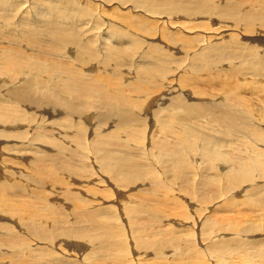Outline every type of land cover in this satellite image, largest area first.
<instances>
[{
	"label": "rangeland",
	"instance_id": "obj_1",
	"mask_svg": "<svg viewBox=\"0 0 264 264\" xmlns=\"http://www.w3.org/2000/svg\"><path fill=\"white\" fill-rule=\"evenodd\" d=\"M1 1L7 5L8 1L13 0ZM108 1L85 0L82 3L79 0H48V3H45L43 0H15L12 9H10L12 3H8L10 6L3 5L4 8L0 5V41L5 40L7 33L4 32L14 24L16 30H19L17 33L19 38L16 40L18 44L14 42V50L19 48L32 59V62L35 59V66L43 62L49 65V69L55 68L53 78L48 84L42 80L41 86L35 85V87L40 86L43 92L37 95L40 101L35 97V105L31 106V103L27 107L21 105L24 113L27 112L28 115V119L26 116L22 121H29L33 119V115L35 117L38 113L40 116L44 112V119L46 118L47 122L57 121L55 125L58 126L66 124L65 140L59 134L57 136L55 134L57 132L48 125L45 126L49 130L46 131L47 133L40 132L41 130L35 131L39 128L33 126L29 128L31 132L27 134L28 136L21 135L22 137L13 139L16 142L15 146L18 144L17 152L15 151L13 157L10 155L9 158L7 154V160L0 157L2 162L0 183H5L6 179L14 177L16 178V180L12 179L14 182L30 184L20 187L13 193L18 213L17 236L12 250L15 263L26 264L28 261L27 264H54L53 258H60L69 260L70 264H92V262L96 264H264L262 258L264 257V204L259 206L256 204L258 199L264 200V178L256 182L254 177L257 174L251 172L247 176L251 181L244 182L246 184L243 183L242 178L241 181L237 178L227 179L232 177L229 173L222 172L225 169L220 168V163L215 162L216 167L213 168L207 161L187 159L186 154L195 156L210 154V150H207L209 149L207 142L199 140L191 150L183 151L179 140L170 137V132L190 133L193 137L203 135L229 148H233L230 143L243 138L244 133L241 129L245 127L246 131L248 130L245 124L247 120L241 118L238 123L229 120L226 117L228 105L216 101V98L223 96L227 102L228 96L234 99L244 96L250 105L247 108H250L252 103L256 109L259 107L264 109V55L260 56V52L257 51L264 43V26L260 22L262 18L258 17V21L251 22L246 19L249 16L246 8L237 9L238 13L234 15V21L242 23L239 25L241 29L239 27L236 30L235 27L234 32L229 30L222 32L239 34L242 40L245 34L244 39L260 37L261 40L255 41L257 44L251 43L248 46L243 44L236 49L231 42L226 52L228 58L232 57L231 61L226 57L224 64L214 66L209 75H202L194 63V60H199L196 57L199 56L200 47L194 50L190 47L192 51L188 54L181 50L179 54L182 59L181 64L166 76L162 70V61H165V57L162 56L161 59L155 52H149L147 49L148 42L153 48H159L162 41L161 30L154 31L152 23H149L146 17L128 12L129 8L126 9L121 2ZM137 2L148 5L146 8L164 3H181L180 0H137ZM30 11L35 14L34 18L32 16L33 19L28 16ZM71 14H73L72 19L76 18L75 20L71 23L61 22L71 19L69 17ZM160 19L161 27H165V19ZM226 19L234 22L231 18ZM97 20L101 21L100 26L106 30L88 33L87 36L80 33L83 31V26L91 28ZM38 23L44 25L43 27L51 33L45 35L41 28L37 27ZM247 25L251 26L248 28ZM34 29L35 33H31ZM172 30L175 32L177 29ZM256 30H260L261 33L254 32ZM2 31H4L3 35ZM191 32L193 35L186 33L181 35L194 36V32ZM211 33L201 32L209 37L213 36V32ZM247 34L250 36L248 37ZM21 36L24 38L21 44L24 48L20 45ZM206 38L198 42L203 47L208 44L211 52L204 53L202 57H208L218 50V47L211 48L217 41L211 39L209 42ZM226 38L221 37V39ZM169 41L182 47L175 38ZM4 46L10 47L7 43ZM0 47L3 48L1 44ZM241 48H246L244 50L246 52L244 53ZM239 49L242 53H239ZM4 54L8 55V52L5 51ZM247 55L250 57L248 58ZM232 59H236L235 62ZM233 62H243L242 65L247 67L243 68L245 72L238 75L235 69L228 68L230 63L234 64ZM119 64L123 66L122 73H119ZM166 64L171 68L170 60ZM201 66L205 65L201 64ZM58 71L63 77L58 76ZM21 75L13 76L15 80H19L18 82L0 83L2 86L0 97L4 99H0L1 108L5 106V100L10 102L24 100L22 87L26 81L24 75ZM198 78L202 79L201 82L197 81ZM191 82L198 84L196 88L198 95L189 94L194 88L190 85H194ZM60 85L63 86L72 110L69 111L67 106H64L68 103L59 101L61 105L59 106L64 107V112L52 117L57 108L51 113H46L45 107L42 109L40 106L47 103V97L53 96V92L57 97L61 96ZM126 86H130L132 90L126 89ZM143 86L148 90L152 100L148 104L141 105L137 93ZM10 89L14 90L10 92ZM17 91L20 92V96ZM149 91L152 93L150 94ZM211 97L215 100H206ZM89 100H93V103L90 104ZM113 100L121 101L115 109L107 105L108 101ZM196 101L206 105L207 115L187 112L188 104H194ZM200 110L204 112L203 109ZM134 119L141 122V125H134ZM248 122L249 125L256 123L252 119ZM256 124L260 126L263 123L259 120ZM40 125L42 126L43 122ZM116 129L123 131L124 140L129 139L130 133L134 134L136 140H129L121 151L117 146H113L115 149L111 151L104 145L100 147L103 142L97 143V135ZM253 136L251 139L254 140L256 137ZM59 141L64 143L58 146ZM38 142L43 143V147L34 148L40 145ZM104 143L112 146L111 140H104ZM0 147H5L4 143L0 142ZM106 150L110 160L105 153ZM149 156L157 157L159 162H150ZM12 158L15 159L11 160ZM123 158L125 160L121 163ZM27 160L29 163L26 162ZM188 161L194 163L195 167L190 166ZM110 164L121 168L123 175H118L114 171L116 168L110 169ZM18 176L23 178L20 179ZM253 184L259 194L254 191L250 193L251 189L249 191L246 189ZM244 185L246 187L242 188ZM239 193L248 198L246 201L253 207L251 209L242 207L241 211L235 208L226 210L224 204H227L228 200L233 202L235 199L232 198ZM236 199L241 201L239 198ZM57 202L60 204L58 205ZM219 206L222 208L220 209ZM222 217L227 221L223 222ZM52 220H58L59 225L51 223ZM234 223L239 224V227L235 229L231 227ZM103 224L106 225L104 231L110 230L111 239L104 240L105 245L101 244L98 247L95 242L106 237V233L103 232L98 240H94V244L84 246V242ZM72 227L75 230L79 228L80 232L85 228L83 230L85 232H82V235L72 230ZM86 227L95 231L89 229L88 231ZM116 235L118 239H115ZM112 240L115 241L112 243ZM150 245L151 247H148ZM5 257L4 261H6ZM24 259L28 260L24 261Z\"/></svg>",
	"mask_w": 264,
	"mask_h": 264
},
{
	"label": "bare ground",
	"instance_id": "obj_2",
	"mask_svg": "<svg viewBox=\"0 0 264 264\" xmlns=\"http://www.w3.org/2000/svg\"><path fill=\"white\" fill-rule=\"evenodd\" d=\"M45 3H48V0H43ZM80 2H84L85 0H79ZM121 2L122 5H124V7L127 9L129 8L127 11H131L134 12L137 16H144L146 17V20L149 23H152V29L156 32L161 30L162 33V41L160 42V46L159 48H153L151 43H147V49L149 52H155L161 59L162 56L165 57V61H162V70L163 73H165L164 75L169 76L168 74L170 73V71H173V68L176 70V68L181 64L182 59L179 57V54L181 52V50H184L187 54L194 50L196 47H200L199 48V56L196 57V59L199 60H194V63H196V67H198L200 73L202 75H209L210 73H212V68L214 66H218L220 63L224 62V59H226V57L228 58V56H226V52L228 51V48L230 45V43L232 42L234 48L236 49V47L238 48L240 45H251V43L257 44L255 41H258V39L261 40L260 37H253L250 40L244 39L246 34L243 37V40L239 37V34L236 35V33H233L235 31V27L236 30H238V28L241 26H239L242 23H239L238 21H234V15L237 14L238 12L237 9L244 7L247 9V11L249 12V16L246 17L247 20L254 22L258 19V17L262 18V20L260 21L261 24L264 26V0H180L181 3L180 4H158V5H154V6H149L148 8H146L148 5H143L137 2V0H109L108 2ZM4 1L0 2V5L3 7V5H6L3 3ZM8 3H12V5L10 6ZM131 3V4H128ZM211 6H210V4ZM15 4V0L13 1H8L6 6H10V9H12V7ZM23 4V3H22ZM51 5V4H49ZM18 6V5H17ZM36 6V5H35ZM47 7V6H46ZM4 8V7H3ZM7 8V7H6ZM26 8V7H25ZM36 8V7H35ZM52 8V6H51ZM117 8H119L117 6ZM14 9V8H13ZM42 9V8H41ZM45 11L46 9L43 8ZM53 9V8H52ZM60 9V8H59ZM49 10V9H48ZM62 11H65L64 9L61 8ZM67 10V9H66ZM72 10V9H71ZM25 11V10H24ZM37 11V10H36ZM40 11V10H39ZM239 11V10H238ZM42 12V11H41ZM68 12V11H67ZM79 12V11H78ZM215 12L217 14H215ZM10 13V12H9ZM8 13V14H9ZM18 13V12H17ZM23 13V12H22ZM53 14V11L51 12ZM64 13V12H63ZM62 13V14H63ZM66 13V11H65ZM76 13V12H75ZM2 14V13H1ZM4 14V13H3ZM25 14V13H24ZM40 14V13H39ZM43 14V13H42ZM68 14H70L68 12ZM259 14V15H258ZM26 15V14H25ZM35 15L33 14V11H30V15H28L29 17L32 18V16ZM44 15V14H43ZM78 15V14H77ZM5 16V15H4ZM11 16V15H10ZM21 16V15H20ZM24 16V15H23ZM42 16V15H41ZM62 16V15H61ZM65 16V15H64ZM73 14H71L69 17L71 19H65L63 21H61L62 23H71L73 20H75L74 18L72 19ZM239 16V15H238ZM241 16V15H240ZM66 17L68 18V16L66 15ZM20 18V17H19ZM28 18V17H27ZM34 18V16H33ZM32 18V19H33ZM61 18V17H60ZM160 18H164V26L165 27H161V19ZM205 18V19H204ZM226 18H231L233 19L234 22H230L229 20H227ZM241 18V17H240ZM11 19V18H10ZM16 20H18V18H15ZM51 18H49L50 20ZM237 19V18H235ZM7 20V19H6ZM13 20V19H12ZM15 20V21H16ZM38 20V19H37ZM78 20H81V18H78ZM239 20V19H238ZM258 21V20H257ZM14 22V21H13ZM33 22V21H32ZM250 22V24H251ZM5 23V22H4ZM34 24L36 23L33 22ZM101 21L97 20L91 28H84L85 26H83L82 30L80 33L83 36H87L88 33H99L101 31L106 30V28L101 27L100 26ZM40 25V26H39ZM89 25V24H88ZM256 25V24H255ZM260 25V24H259ZM19 26V25H18ZM37 26V24H36ZM44 25H41L38 23L37 27H40L42 30V32L45 33V35H49L51 33L50 30H47L43 27ZM248 28L251 25H247ZM261 26V25H260ZM168 27V28H167ZM8 28V27H6ZM222 28V29H221ZM244 28V26L242 27ZM4 29V28H2ZM39 29V28H38ZM172 29H177L175 32ZM185 29H188L185 30ZM263 29V28H262ZM7 32L2 31V35L4 33H7V36L5 37V40L0 41V44L2 45L3 48L0 47V83L3 82L5 84H11V83H15L17 80H15L13 78V76L15 75H24V81L25 84L22 87V94L24 95V100L23 101H17V102H10L8 100H5V106L4 107H0V142L6 147H0V157L3 158H8L7 155H10L11 157L14 156L15 151L17 149V145L15 146V143L13 141V139L18 138V137H22L21 135L26 136L27 134L29 135V133L31 132L29 130L30 127L35 126L36 128L38 127L39 129L35 130L38 131L41 130L40 132L43 133H47L46 131L48 128H46L45 126L48 125V127H50L52 130L56 131L57 133H55L57 136L60 135V137H62V139L65 140V125L61 126V125H55L57 121H55V123H51V122H47L46 118L44 119V112L41 113V115L39 116L38 113L32 116L33 119L23 122L22 120L28 119V115L26 113H24L23 109L21 108V105L23 104V107H27L30 103L31 106L32 104L35 105V97H37L40 94L41 91V84H42V80L45 83H49L51 81V79L53 78V73L55 71V68L52 67V69H49V65L43 62H40L41 65L34 64V60L33 62L31 61L32 59L28 58V56H26L19 48L14 50V42L17 45L18 43H16V40L19 38L18 37V31L16 30V25H11L9 27V29H7ZM37 30V29H36ZM225 30H229V31H233V32H222ZM244 30V29H243ZM254 30V29H253ZM264 30V29H263ZM30 31V30H29ZM35 31V29L31 32L33 33ZM38 31V30H37ZM190 31V32H189ZM194 32V36H188V37H184L183 35H181V33H186L187 35H193L192 32ZM207 32L211 33L213 32V36H205V34H201V32ZM245 31V30H244ZM249 30H247L248 32ZM260 30H256L254 32H257ZM1 32V29H0ZM4 32V33H3ZM39 32V31H38ZM41 32V31H40ZM254 32H251L252 34ZM30 33V32H29ZM35 33V32H34ZM42 33V34H44ZM261 33V31H260ZM41 34V35H42ZM212 34V33H211ZM210 34V35H211ZM243 34V33H242ZM1 35V36H2ZM20 35V34H19ZM249 34H247L248 36ZM24 36V35H23ZM21 36V38L23 37ZM250 36V35H249ZM248 36V37H249ZM257 36V35H254ZM27 37V36H26ZM204 37H207L206 39L210 40L214 39L217 41V43L213 44L211 48L216 49L217 47V51L214 52L213 54H211L208 57H202V55L204 53H210V46L207 44L205 47H203V45L200 46L198 41H201ZM221 37H224L226 39H221ZM25 38V36H24ZM21 39V43L23 42V39ZM36 38V37H35ZM175 38L178 40V42L180 44H182V47L180 48L179 46H177V44H173L171 43L169 40ZM30 39V38H29ZM221 39V40H220ZM35 40V39H34ZM207 40V41H208ZM245 40V41H244ZM5 42V43H4ZM26 42V41H25ZM9 44L10 47L8 46H4V44ZM208 43V42H207ZM31 44V43H30ZM253 44V45H254ZM264 46V43H262ZM42 45V44H41ZM229 45V46H228ZM22 46V45H21ZM27 46V45H25ZM262 46V47H263ZM23 47V46H22ZM30 47V46H27ZM190 47H193L192 50L190 49ZM241 47V46H240ZM245 47V46H244ZM259 51V55L262 56L264 55V48H262ZM24 48V47H23ZM47 48V47H46ZM252 48V47H251ZM257 48V47H256ZM35 49V48H34ZM45 49V48H44ZM233 49V47H232ZM246 49V48H245ZM245 49H242L243 52ZM255 49V47H254ZM240 50V49H239ZM241 50L239 51V53L241 52ZM8 52L7 54H4V52ZM24 51V49H23ZM196 51V50H195ZM231 52V51H230ZM228 52V53H230ZM236 52V51H234ZM246 52V51H245ZM244 52V53H245ZM252 52V51H251ZM51 53V52H50ZM242 53V52H241ZM255 53V52H253ZM33 54V53H32ZM178 56H177V55ZM249 54V53H248ZM242 55V54H241ZM249 55H252V53H250ZM258 55V54H256ZM31 57V56H30ZM44 57V56H43ZM220 57V58H218ZM239 57V56H237ZM236 57V58H237ZM247 57L249 58L250 56L247 55ZM254 57V56H253ZM232 58V57H230ZM230 58H228L230 60ZM246 58V57H245ZM39 59V58H38ZM228 59L226 61H228ZM253 59V58H252ZM171 61V68H169V64H166L168 61ZM234 59H232L233 61ZM236 60V59H235ZM234 60V62H235ZM240 60V59H239ZM257 60V59H256ZM231 61V60H230ZM229 61V62H230ZM238 61V58L237 60ZM254 61V60H253ZM252 61V62H253ZM233 62V63H234ZM251 62V63H252ZM226 63V62H225ZM243 62L240 63H234V64H229L228 68L231 69H235L238 72V75H240V73L245 72L244 71V67L247 68L246 66L242 65ZM201 64H204L205 66H201ZM224 64V63H223ZM175 65V66H174ZM39 66V67H38ZM54 66V65H52ZM121 66V67H120ZM128 66H133V64H128ZM56 67V64H55ZM59 67V66H57ZM123 66L119 64V68H120V72H123ZM176 67V68H175ZM227 67V66H226ZM225 67V68H226ZM61 68V67H60ZM58 68V69H60ZM209 69L208 71L206 70ZM174 70V71H175ZM22 76V75H21ZM58 76L63 77V75L61 74V72L58 71ZM12 78L14 80H12ZM21 79V77H19ZM18 79V78H17ZM23 79V78H22ZM118 80H120L119 77H117ZM202 79L198 78L197 81L201 82ZM19 81V80H18ZM17 81V82H18ZM23 82V81H22ZM37 82V83H36ZM20 83V82H19ZM193 83V82H191ZM2 84V83H1ZM23 84V83H22ZM194 85L190 84L191 86H194L193 90L189 92V94H191L192 96L194 95H198V91H197V87L198 84L193 83ZM35 85H40L39 87H35ZM5 86V85H4ZM7 86V85H6ZM61 86V85H60ZM2 87V86H0ZM15 87V86H14ZM56 87V86H55ZM54 87V88H55ZM59 87V86H58ZM10 88V87H9ZM12 88V87H11ZM126 89L128 90H132L130 86H126ZM12 89H10L9 91L11 92ZM14 90V89H13ZM12 90V91H13ZM18 90V89H17ZM8 91V90H7ZM6 91V92H7ZM16 91V90H15ZM34 91V92H33ZM56 91V89H55ZM18 92V91H17ZM150 92V91H149ZM1 93V92H0ZM19 96H20V92ZM43 93V92H42ZM152 92H150L151 94ZM17 94V93H16ZM21 94V95H22ZM60 97H57L56 93L53 92V96L47 97V103L43 104L42 106L38 105L42 108L45 107L46 109V113H51L52 111H55V113H53V116H57L60 115L61 113L64 112V107H60L61 105L59 104V101L61 102H66L68 103L67 106L68 110H72V105L71 103L68 101L66 95H65V91L63 89V86H61L60 89ZM138 101L140 102L141 105L144 104H148L151 100L152 97H149L148 95V90H146V87L143 86L142 88L138 89ZM38 95V96H37ZM16 96V95H15ZM18 96V98H19ZM47 96V95H46ZM152 96V95H151ZM105 98H107L105 96ZM0 99L4 100L3 98L0 97ZM44 99V97L42 98ZM100 99V98H99ZM16 100V99H15ZM36 100V102H37ZM208 101H213L215 100V98H208L206 99ZM40 101V100H39ZM100 101V100H99ZM216 101L222 103V104H227L228 108L226 111V117L231 120L234 121L236 123H238L239 119H245L247 120V122L245 121V124L247 125L246 128L248 129L246 131L245 127H243L242 132L244 133L243 138L238 139L237 141H233L232 143H230V146H233V148H229L228 146H226L225 144H221L219 142L213 141L212 139H208L209 137L203 136V135H194V137L190 134V133H184V134H180L178 132H170L171 139H177L180 142V145L182 147L183 151H189L191 150V147L197 143L199 140H203L204 142H207L209 145H207V147L210 150V154L206 155H202V156H195L192 154H186V157L188 160L190 159H196V160H200L201 162L203 161H207L210 163V165L215 168V162L220 163V168L225 169L222 170V172H227L231 175L232 178H228L227 179H234L236 180H243L244 182H248L251 181V179H249V174L251 172L257 174L256 177H254V179H256V182L259 179L264 178V109L263 108H255L254 104L252 105L251 103V107H249V102L247 101V99L244 96H239L237 99L232 98L231 96L227 97V102H225L224 97L223 96H219L218 98H216ZM57 102V104H56ZM43 103V102H41ZM65 103V104H66ZM89 103L92 104L93 100H89ZM121 103L120 100H113V101H108L107 105L111 108V109H115L119 106V104ZM37 105V104H36ZM60 105V106H59ZM63 105V104H62ZM34 107H31V109H33ZM43 109V108H42ZM41 109V110H42ZM54 109V110H53ZM200 109H203L204 112H202ZM245 109V110H244ZM69 110V111H70ZM187 112L190 113H196V114H201V115H207L208 111L206 110V105L202 102L196 101L194 104L193 103H189L188 104V108L186 109ZM29 111V110H28ZM39 111V110H38ZM34 113V112H33ZM258 114V115H257ZM38 115V116H37ZM23 116L25 118H23ZM49 116V115H48ZM47 116V117H48ZM68 117V116H66ZM89 117V116H87ZM63 118V117H62ZM248 118V119H247ZM51 119V118H50ZM65 119V118H64ZM67 119V118H66ZM243 119V120H244ZM252 119V121L254 120V122H258L259 120L262 121L263 124H261L260 126H258L256 123H251V125H249L248 120ZM52 120V119H51ZM56 120V119H55ZM38 121L39 123H35ZM43 122V125L41 126L40 122ZM54 121V120H52ZM60 121V120H58ZM69 121H67L68 124ZM58 123V122H57ZM244 123V121H243ZM63 125V124H62ZM134 125H141V122L137 121L134 119ZM242 128V127H241ZM122 130L121 129H116L113 131H107V132H101L99 133V135H97V143L99 142H103L100 144L101 146H105V148H107L108 150H114L115 147L113 146H117L118 148H120L119 151H121V149L126 146L129 142V140L131 141H135L136 138L134 136V134L130 133L129 134V139L128 140H124L123 136H122ZM36 133V132H35ZM59 134V135H58ZM27 135V136H28ZM31 135V134H30ZM37 136V134H35ZM41 135V134H39ZM43 135V134H42ZM253 135H255L256 138L253 140L251 139L252 137H254ZM23 136V137H24ZM10 137V138H9ZM33 137V136H32ZM40 137V136H39ZM39 137H36V139H39ZM247 137V138H245ZM12 138V139H11ZM44 138V137H43ZM190 138H193L190 140ZM245 138V140H244ZM14 139V140H15ZM34 138V140H36ZM104 140H111V145H107L108 142L106 141V145L104 143ZM188 140H190L188 142ZM20 142V141H19ZM223 142V141H220ZM40 145L39 146H35L34 148H41L43 147L42 144L38 142ZM60 143H64V142H60L58 143V146ZM110 143V142H109ZM22 145V144H21ZM25 145V144H24ZM29 145V144H28ZM256 145H260L259 147H256ZM263 147H262V146ZM27 146V145H25ZM24 146V147H25ZM103 146V147H104ZM23 147V146H22ZM23 147V148H24ZM29 148V147H28ZM113 148V149H110ZM101 149V148H100ZM41 150V149H40ZM118 150V149H117ZM52 151V150H51ZM116 151V150H115ZM17 152V151H16ZM114 152V151H113ZM112 152V153H113ZM117 152V151H116ZM213 152V153H212ZM106 155H107V150H106ZM109 153V152H108ZM111 153V154H112ZM7 154V155H6ZM17 154V153H16ZM75 154V153H74ZM110 154V155H111ZM119 154V153H118ZM118 154L116 156H118ZM123 155V153H120ZM114 155V154H113ZM114 155V156H115ZM108 156V155H107ZM125 156V155H124ZM110 160V156H108ZM113 157V156H112ZM121 157V156H120ZM120 157H116L117 159ZM24 158V157H23ZM149 161L150 162H159V160L157 159V157L155 156H149ZM15 158H12L11 160H14ZM17 159V158H16ZM72 159V158H71ZM70 159V161H71ZM125 160V158H123L121 160V163H123ZM16 161V160H15ZM119 161V160H118ZM7 162V161H6ZM11 162V161H10ZM13 162V161H12ZM17 162V161H16ZM26 162L29 163V161L27 160ZM31 162V161H30ZM114 162V161H113ZM116 162V161H115ZM178 163V161H176ZM186 162V161H185ZM2 163V162H0ZM120 163V164H121ZM189 165L192 167L194 166V163L192 164L190 161H188ZM197 163V162H196ZM11 164V163H10ZM75 164V163H74ZM77 164V163H76ZM75 164V165H76ZM199 164V163H198ZM13 165H17L14 164ZM188 165V164H186ZM201 165V164H200ZM204 165V164H203ZM207 168H208V164ZM236 165V167H235ZM1 166V165H0ZM3 166V165H2ZM72 166V165H71ZM110 169L114 170L115 168V172L119 175H123V170L121 168H118L116 166H112L111 164L109 165ZM197 166V165H196ZM5 167V166H4ZM85 167V166H84ZM186 167V166H185ZM188 167V166H187ZM186 167V168H187ZM203 167V166H202ZM3 168V167H2ZM184 168V167H183ZM205 168V167H204ZM84 169V168H83ZM200 169V168H198ZM52 170V168H51ZM87 170V169H86ZM204 170V169H203ZM210 170V169H209ZM10 171V170H9ZM15 171V169H14ZM158 171V170H157ZM156 171V172H157ZM5 173H7L6 171H4ZM13 172V171H12ZM11 172V173H12ZM125 172V170H124ZM159 172V171H158ZM258 172V173H257ZM20 173V172H19ZM252 173V174H253ZM8 174V173H7ZM15 174V173H14ZM66 174V173H65ZM115 174V173H114ZM125 174V173H124ZM133 174V173H132ZM259 174V176H258ZM1 175V173H0ZM85 175V173H84ZM135 175V174H134ZM244 175V176H243ZM9 176V175H8ZM13 176V174H12ZM15 176V175H14ZM17 176V175H16ZM15 176V177H16ZM23 176V175H22ZM21 176V177H22ZM115 176V175H114ZM128 176V175H127ZM225 178L226 176L223 175ZM243 176V177H241ZM4 177V176H3ZM19 177V176H18ZM21 177H19L21 179ZM23 178V177H22ZM29 178V177H28ZM139 178V176H138ZM240 178H242L240 180ZM2 179V177H1ZM4 179V178H3ZM14 180H16V178H12ZM11 178L10 179H6L7 181H5V183H0V213L1 211L2 214H0V264H16L15 259L12 257V250L14 248L15 245V241H16V236H17V232H16V228L18 227V213H17V203L15 201L14 198V192L17 191L20 187L23 186H30V184L27 183H19V182H14ZM27 179V178H26ZM66 180V179H65ZM130 180V179H129ZM68 181V179L66 180ZM141 181H144V179ZM23 182V181H22ZM40 182V181H39ZM149 182V181H148ZM147 182V183H148ZM244 183V184H246ZM42 185V184H40ZM259 185V184H258ZM263 185V184H262ZM44 186V185H42ZM45 187V186H44ZM246 187V185L242 186ZM262 187V186H261ZM251 189L250 193L253 191L258 193V190L255 186V184L251 185L250 188H246ZM91 190V189H90ZM108 191V190H107ZM247 191V190H246ZM263 191V190H262ZM69 192V191H68ZM70 193V192H69ZM75 193V192H74ZM259 194V193H258ZM263 194V193H262ZM251 196V194H249ZM248 195V196H249ZM253 195V194H252ZM247 196V197H248ZM257 196V194L255 195ZM261 196V195H260ZM81 197V196H80ZM233 197V196H232ZM231 197V198H232ZM242 197V198H241ZM259 197V195H258ZM239 198L241 199V201H238ZM253 198V196H252ZM261 198V197H260ZM56 199V198H55ZM58 199V198H57ZM234 201L237 202H232L230 200H228V202H226L227 204H224L226 207L225 209H234L235 210H239L241 211L242 207L247 208V209H251L253 207L252 204H248V202L246 200H248V198L244 197L243 194L239 193L238 196H235L232 198ZM256 198H254L255 200ZM262 199V198H261ZM224 200V199H223ZM78 201V200H77ZM252 201V200H251ZM264 200H260L258 199V201L256 202L257 206L264 204L263 202ZM50 202V201H49ZM58 203V202H57ZM69 203V202H68ZM60 203H58L59 205ZM82 204V203H81ZM80 204V205H81ZM57 205V206H58ZM186 207L187 204L185 203ZM223 206V205H222ZM222 206L219 208L221 209ZM76 207V206H75ZM74 207V208H75ZM48 207L46 206V209ZM51 208V207H50ZM88 208V207H87ZM224 208V207H223ZM76 209V208H75ZM48 210V209H47ZM77 210V209H76ZM63 211V210H62ZM71 211V210H70ZM70 211L68 212V214L70 213ZM225 211V210H224ZM239 213V212H238ZM245 213V212H244ZM46 214V213H44ZM43 214V215H44ZM51 214V213H50ZM55 214V213H54ZM65 214V213H64ZM92 214V213H91ZM241 214V213H240ZM243 214V212H242ZM263 214V213H262ZM88 215V214H87ZM183 215V214H182ZM178 216V215H177ZM190 216V215H189ZM93 217V216H92ZM91 217V218H92ZM98 217V216H96ZM167 217V216H166ZM264 217V216H263ZM55 218V217H54ZM83 218V217H82ZM86 218V217H85ZM90 218V220H91ZM194 218V217H193ZM94 219V218H93ZM223 219V217H222ZM88 220V219H87ZM95 220V219H94ZM99 220V219H98ZM255 220H257L258 222H261L260 220H258V218H255ZM89 221V220H88ZM195 221V220H194ZM227 221L226 219H223V222ZM54 222L55 225L58 224V220H52L51 223ZM96 222V221H95ZM99 222V221H98ZM178 222V221H177ZM196 222V221H195ZM229 222V221H228ZM236 222V221H235ZM85 223V222H84ZM109 224V222H106ZM185 223V222H184ZM197 223V222H196ZM237 223V222H236ZM174 224V223H173ZM187 224V223H186ZM260 224V223H258ZM54 225V226H55ZM90 225V224H89ZM92 225V224H91ZM102 225V224H101ZM175 225V224H174ZM197 225V224H196ZM261 225V224H260ZM109 226V225H108ZM177 226V225H176ZM180 226V225H179ZM85 227V226H84ZM231 227L238 228L239 224H235L232 225ZM72 230H75L74 227H72ZM83 228V227H82ZM117 228V227H116ZM115 228V229H116ZM89 229V228H88ZM86 227V230H88ZM93 228L89 229L92 230ZM101 229V232H99V230ZM103 229H106V225L103 224V226H99V228H97V230H92L95 231V233L93 234V236L91 238H89L88 240H86L84 242V246H88L89 244H94V240L100 237L99 235L101 233H106V237L104 239H100L97 242H95L97 244V246L99 247V245L104 244L105 242L104 240H107L110 238L111 239V233L110 230H106L104 231ZM111 229V228H110ZM114 229V228H112ZM85 230V228L83 229ZM81 231L79 230V228H76L75 231L80 232V234H82V232L85 231ZM88 230V231H89ZM169 230V229H167ZM171 231V230H170ZM240 231V230H239ZM220 232V231H219ZM228 232V231H227ZM246 232V230H245ZM64 235V234H63ZM77 235V234H76ZM83 235V234H82ZM92 235V234H91ZM114 235V233H113ZM130 235V234H129ZM119 236V235H118ZM120 236H122L120 234ZM64 238V237H63ZM79 238V237H78ZM88 238V237H87ZM249 238V237H248ZM109 239V240H110ZM115 239L117 238V235L115 237ZM251 239V238H250ZM249 239V241H250ZM126 240V239H125ZM124 240V241H125ZM131 240V239H130ZM67 241H69L67 239ZM75 241V240H74ZM115 241V240H114ZM112 240V243L114 242ZM225 241V240H224ZM73 242V241H71ZM81 242V241H80ZM111 243V241H109ZM123 242V240H122ZM152 242V241H151ZM164 241H162L163 243ZM76 243V242H75ZM78 243V242H77ZM169 243V242H168ZM245 243V242H244ZM74 244V243H73ZM80 244V243H79ZM108 244V243H107ZM115 244V243H114ZM112 244V245H114ZM120 244V243H119ZM117 244V245H119ZM82 244H80L81 246ZM82 245V246H83ZM124 246V245H123ZM144 247V245H141ZM103 247V246H102ZM148 247H151L148 246ZM80 248V247H77ZM223 249V248H222ZM102 250V249H101ZM114 250V249H113ZM217 251V250H216ZM220 251V250H219ZM228 251V250H227ZM218 252V251H217ZM213 253V252H212ZM211 253V255H212ZM230 253V251H229ZM94 254V253H93ZM214 254V253H213ZM222 254V253H220ZM34 255V254H33ZM78 255V254H77ZM219 255V254H218ZM224 255V254H223ZM6 256V257H5ZM32 256V255H31ZM76 256V254H75ZM215 256V255H213ZM220 256V255H219ZM230 256V255H229ZM5 257V260H3V258ZM125 256H123L124 258ZM210 257V256H209ZM230 258V257H229ZM264 259V257H262ZM53 263L54 264H70L69 260L66 259H60V258H53ZM117 259V258H116ZM119 259V258H118ZM211 259V258H210ZM213 259V258H212ZM228 259V258H227ZM17 260V259H16ZM28 259H24V261H27ZM36 260V259H35ZM39 260V259H38ZM23 261V259H22ZM68 261V262H67ZM18 262V260H17ZM21 262V261H20ZM19 262V263H20ZM226 262V261H225ZM246 262V261H245ZM248 262V261H247ZM24 263V262H23ZM21 263V264H23ZM26 263V262H25ZM28 263V261H27ZM26 263V264H27ZM32 264V263H31ZM39 264V263H38ZM51 264V263H50ZM72 264V263H71ZM92 264H96L95 262H92ZM100 264V263H99ZM103 264V263H102ZM118 264V263H117ZM210 264V263H207ZM215 264V263H214Z\"/></svg>",
	"mask_w": 264,
	"mask_h": 264
}]
</instances>
